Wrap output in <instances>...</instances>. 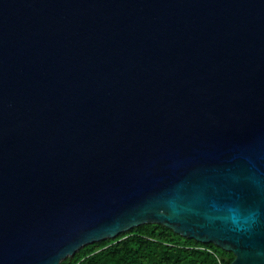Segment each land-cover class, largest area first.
Returning a JSON list of instances; mask_svg holds the SVG:
<instances>
[{"label":"water","instance_id":"obj_1","mask_svg":"<svg viewBox=\"0 0 264 264\" xmlns=\"http://www.w3.org/2000/svg\"><path fill=\"white\" fill-rule=\"evenodd\" d=\"M142 223L264 264V0H0V264Z\"/></svg>","mask_w":264,"mask_h":264},{"label":"trees","instance_id":"obj_2","mask_svg":"<svg viewBox=\"0 0 264 264\" xmlns=\"http://www.w3.org/2000/svg\"><path fill=\"white\" fill-rule=\"evenodd\" d=\"M233 258L212 242L182 236L160 223H142L83 245L59 264H229Z\"/></svg>","mask_w":264,"mask_h":264}]
</instances>
